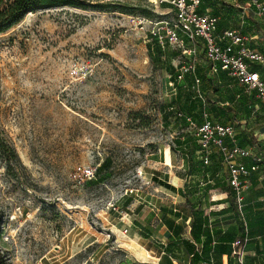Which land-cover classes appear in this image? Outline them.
Segmentation results:
<instances>
[{
  "label": "rangeland",
  "instance_id": "obj_1",
  "mask_svg": "<svg viewBox=\"0 0 264 264\" xmlns=\"http://www.w3.org/2000/svg\"><path fill=\"white\" fill-rule=\"evenodd\" d=\"M100 1L111 7L31 12L0 33V132L19 158L11 167L0 160L5 264L134 260L115 227L124 231L126 216L156 224L150 208L168 202L162 190L170 178L199 170L194 138L175 117L199 121L202 105L192 78H171L191 61L167 36L174 13L151 0L86 3ZM213 3L203 7L230 13L221 15L224 28L253 36L249 45L264 50V19L240 17L234 0ZM194 57L207 63L201 50ZM255 66L264 77V65ZM201 77L206 109L229 118L221 101L239 106L244 86ZM262 121L260 114L251 126Z\"/></svg>",
  "mask_w": 264,
  "mask_h": 264
},
{
  "label": "crops",
  "instance_id": "obj_2",
  "mask_svg": "<svg viewBox=\"0 0 264 264\" xmlns=\"http://www.w3.org/2000/svg\"><path fill=\"white\" fill-rule=\"evenodd\" d=\"M201 9L209 8H204L202 2ZM218 12L222 11L214 10L211 13L219 17L218 30L221 32L228 29L224 28L221 17L227 18L230 13ZM186 46L190 47L191 44L186 42ZM178 69L174 75H171L172 81L186 82L188 78H192L194 82L192 73L178 80ZM204 74L213 82L232 84L237 82L223 70H218L216 73L210 72L208 62L196 67L195 75L200 77L201 81V75ZM239 95L237 94L238 99ZM221 103L226 106L225 112L230 113L229 118L223 115L215 118L209 112L211 116L220 123L234 124L240 146L249 148L253 156L261 159L257 164V170L250 176L251 183L245 193L247 233L242 230V221L228 183L229 172L223 163V156L214 152L209 163H204L203 169L196 174L188 176L187 179L176 175L170 178L168 183L171 187L162 190L168 202L150 208L152 211L150 215L159 219L156 224L150 218L146 222L140 220L138 222L134 218L131 222L126 216L125 220L123 218L126 223H124V231L115 227L116 231L126 237L120 242L131 243L135 247H132L135 259L126 260L123 264H264V108L260 101V104L251 105L254 109L243 117L242 112H234V107L237 106L234 102L229 104L228 101H221ZM258 110L261 111L257 113ZM260 114L263 125L252 127L251 125L255 123L254 119H257ZM221 116L224 119L220 120ZM195 119L198 121L197 118ZM201 121L202 110L198 122ZM190 133L193 136L192 132ZM251 138L255 141L253 146L248 141ZM195 157L202 160L197 152ZM244 161L249 166L254 164L251 158ZM128 228L131 236H127ZM154 236L159 240H154ZM234 247L242 252V263L233 253ZM141 252L143 255H140Z\"/></svg>",
  "mask_w": 264,
  "mask_h": 264
},
{
  "label": "built area",
  "instance_id": "obj_3",
  "mask_svg": "<svg viewBox=\"0 0 264 264\" xmlns=\"http://www.w3.org/2000/svg\"><path fill=\"white\" fill-rule=\"evenodd\" d=\"M151 1L155 4H168L174 13L173 20L167 26V36L171 43L182 47L191 59L189 62L183 61L180 64L177 79H183L188 73L194 74L195 97L203 100L201 122L181 111L176 112L175 117L187 123V128L200 146L197 153L205 164L209 163L214 152L222 154L223 163L229 172L228 183L242 221V229L247 233L245 193L251 183L250 176L257 170V164L261 159L253 156L249 148L240 146L234 124L218 122L206 109V101L199 88L201 78L195 75L197 64L194 56L201 50L210 64V72L216 73L218 70H223L229 77L243 85L245 92L250 95L254 93L264 108V77L260 70L255 69V65H264V50L251 47L249 42L254 37L247 36L240 30L228 28L219 32V17L213 15L209 9L200 11L203 0ZM234 5L240 9V17L244 18L246 14H252L256 18L264 19L263 0H249L248 4L234 0ZM186 42H189L191 46L187 48ZM249 158L254 163L250 166L244 161ZM233 253L242 263V252L234 247Z\"/></svg>",
  "mask_w": 264,
  "mask_h": 264
},
{
  "label": "trees",
  "instance_id": "obj_4",
  "mask_svg": "<svg viewBox=\"0 0 264 264\" xmlns=\"http://www.w3.org/2000/svg\"><path fill=\"white\" fill-rule=\"evenodd\" d=\"M87 0H0V33L6 31L10 27L19 23L28 13L36 12L40 10L52 9L62 6H73V7H92L99 10H104L111 7V4L105 2H96L87 4ZM214 1V0H213ZM213 1L210 4L214 6ZM241 1V0H240ZM168 6V4H163ZM203 9H200L202 11ZM257 69V66H255ZM196 95V94H195ZM197 102L200 103L203 107V100L195 97ZM239 103L240 105L234 107V112H242L247 115L249 111L253 110L254 108L251 105L260 104V100L255 98V94L252 93L249 95L248 93L242 92L239 95ZM232 109V108H231ZM233 111V110H232ZM180 122L184 123L187 127V123L185 120H179ZM194 138V137H193ZM195 144V151L199 150V144L197 140L194 138ZM178 144H182L180 140H177ZM195 152V153H196ZM198 155V153H197ZM15 159H19L17 152L14 147H12L7 140L3 137L2 133L0 132V160L5 161L9 167L12 165V161ZM204 161L199 160V170L204 167ZM198 170V171H199ZM100 178H95L92 180L94 183L99 182ZM132 201V198L128 199V203ZM2 217V213L0 212V219ZM1 223V220H0ZM243 230V229H242ZM0 263L5 264L4 257L0 253Z\"/></svg>",
  "mask_w": 264,
  "mask_h": 264
},
{
  "label": "bare ground",
  "instance_id": "obj_5",
  "mask_svg": "<svg viewBox=\"0 0 264 264\" xmlns=\"http://www.w3.org/2000/svg\"><path fill=\"white\" fill-rule=\"evenodd\" d=\"M126 245L129 246V247H131V248H132V247L135 248L134 246H132L131 243H126ZM140 255H143V253L141 252Z\"/></svg>",
  "mask_w": 264,
  "mask_h": 264
}]
</instances>
